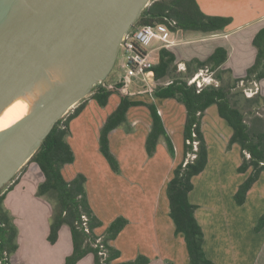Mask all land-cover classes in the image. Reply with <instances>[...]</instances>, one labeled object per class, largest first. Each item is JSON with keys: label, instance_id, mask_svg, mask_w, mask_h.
Returning a JSON list of instances; mask_svg holds the SVG:
<instances>
[{"label": "crops", "instance_id": "1", "mask_svg": "<svg viewBox=\"0 0 264 264\" xmlns=\"http://www.w3.org/2000/svg\"><path fill=\"white\" fill-rule=\"evenodd\" d=\"M198 2L207 14L231 16L232 22L224 29L200 31L202 35L195 37L187 36V32L194 30L175 31L177 40L169 49L176 53L181 65H186V61L194 58L207 59L218 46H223L229 58L219 68L231 70L235 78L245 76L256 59L253 39L264 26V0ZM258 83L264 88V79ZM127 88L131 99L157 105L174 142L175 156L170 155L164 138L160 139L155 154L148 155L146 140L153 122L151 111L146 105L132 106L127 124L113 129L109 136L111 149L121 166V173H116L100 150L99 138L108 115L121 98L113 94L104 107L88 98L85 108L70 122L67 140L75 160L63 167V175L67 180L79 173L87 177L90 205L103 222L96 229L97 234L103 235L118 216L129 220L111 241L121 252L118 261L133 260L144 254L150 258L149 264H190L185 236L176 233L170 216L167 194L174 169L184 158L186 107L180 102L184 108L182 121H173L175 111L180 108L175 98L155 97L146 91L133 93L129 84ZM203 131L209 159L205 169L193 177L194 188L189 199L198 205L196 217L205 234L206 255L217 264H264V228L255 230L264 214V171L250 188L245 203L239 205L235 193L250 170L239 172L241 147L238 143L228 147L234 130L220 116L215 104L206 110ZM44 179L39 165L33 162L4 201L19 228V248L12 256L16 264H64L73 251L68 225L62 226L56 243L49 241L53 204L49 196L37 193ZM77 264H94V255H86Z\"/></svg>", "mask_w": 264, "mask_h": 264}, {"label": "trees", "instance_id": "2", "mask_svg": "<svg viewBox=\"0 0 264 264\" xmlns=\"http://www.w3.org/2000/svg\"><path fill=\"white\" fill-rule=\"evenodd\" d=\"M232 20L231 16L207 14L198 0H153L143 11L135 26L161 24L173 31L209 32L224 29ZM253 44L257 48L255 62L248 68L245 76L234 78L233 83H225L223 75V73L232 74L231 70L219 68L229 58V52L223 46H218L205 60L194 58L186 61L185 71L179 70L176 53L163 47L159 50L158 62L149 70L156 80H167L166 84L156 86L152 94L155 97L175 98L186 107L184 158L174 169V175L167 186V194L170 201V216L175 222L176 233H183L185 236L190 264H217L206 255L205 234L196 217L198 205L189 199V194L194 188L193 177L205 169L209 159L208 144L203 131V117L210 106L217 105L220 116L233 127L234 132L228 147L231 148L234 143H238L241 147L242 162L238 167L239 172L250 170L248 178L235 193V200L239 205L245 203L250 188L264 171V129L252 128L246 120L244 103L233 96L236 94L233 89L237 88L240 82L247 85L264 79V26L256 33ZM200 69L217 72V77L214 78L218 85H206L199 89L196 83H190V78ZM127 86L125 77L115 82L105 79L55 124L41 147L28 161L36 162L45 176L38 186V195L49 196L53 203L49 241L57 242L63 225H68L71 229L73 251L66 257L64 264H77L90 253L94 255V264L150 263V258L144 254H139L133 260L118 261L121 252L111 244V241L117 237L129 220L124 216H118L110 223L103 235L97 234L96 229L102 226L103 222L90 205L86 187L87 177L79 173L72 180H67L63 175V167L75 160V153L67 140L71 133L70 122L85 108L88 98L97 100L103 107L107 105L113 94H118L121 98L115 110L108 115L99 138L100 150L113 171L121 173V166L118 157L111 149L110 133L113 129L127 124L128 110L136 105L148 106L153 119L146 140L148 155L152 157L155 154L160 139L164 138L170 155L175 156L174 142L166 130L157 105L154 102L131 99ZM257 96L264 102V95L257 94ZM18 181L19 178H14L0 189V264H16L12 261V256L19 248V229L5 207L4 201L9 190ZM263 228L264 214L259 218L255 230L259 232Z\"/></svg>", "mask_w": 264, "mask_h": 264}, {"label": "water", "instance_id": "3", "mask_svg": "<svg viewBox=\"0 0 264 264\" xmlns=\"http://www.w3.org/2000/svg\"><path fill=\"white\" fill-rule=\"evenodd\" d=\"M153 0H0V111L48 67L71 74L0 132V189L41 147L55 124L108 78L122 40Z\"/></svg>", "mask_w": 264, "mask_h": 264}, {"label": "rangeland", "instance_id": "4", "mask_svg": "<svg viewBox=\"0 0 264 264\" xmlns=\"http://www.w3.org/2000/svg\"><path fill=\"white\" fill-rule=\"evenodd\" d=\"M187 33H188L187 36L190 35L189 37H191V36L195 37V36L202 35V33L200 31H196V30L189 31ZM193 45H196V44H190V46H193ZM187 46H189V45H187ZM158 50H154L152 52V56L151 57H152L154 63H156L158 61V58H159V51ZM126 59L127 58H126V55L124 54V51H121L119 53L117 62L115 64V67L113 68L112 72L110 73V75L107 78L108 81L115 82L118 79H120L121 77H125L127 83L130 85V88L132 89L133 93H140V91H143V92L146 91V92L150 93V92H152V90L156 86L167 83V80H163V81L156 80L153 77V75L151 74L150 71H148V73L146 75V78H144L143 76H128L127 75L128 67L126 65ZM178 67H179V70H181V71H185L186 70V65H181V63L179 61H178ZM210 73H211L210 71L209 72L205 71L204 72V76L207 79L210 78L211 75H213V77H217V72H212V74H210ZM223 75H224V78H225L224 79L225 83L226 82L233 83L235 77H233V75L231 73H223ZM233 91L236 92V94L233 95L234 98L235 99H240L245 105V109H246V112H247V116H246L247 122L250 123V125L252 126V128L254 130H262V129H264V102H263L262 98H260V97L258 98V96H257V94H259L261 96L264 95V88H262L259 83L257 85L256 82L249 83L247 85H245L244 82H240L238 84L237 88L233 89ZM246 98L252 99V100L251 101H246L245 100ZM177 105L180 108L175 111L176 117H175V119L173 121H182V118H183V115H184L183 114L184 108L183 107L181 108V103L180 102H177ZM211 115L212 114H210L209 119H210ZM32 163L33 162H27L26 165L23 166L21 168V170L17 173L15 178H19L20 176H22L23 173L29 169V167H30V165H32ZM51 221H52V215L49 218V223L50 224H51ZM43 223H45V219H44ZM59 237H60V233H59ZM65 240L66 239H65V237L63 235L62 241L65 242Z\"/></svg>", "mask_w": 264, "mask_h": 264}, {"label": "built area", "instance_id": "5", "mask_svg": "<svg viewBox=\"0 0 264 264\" xmlns=\"http://www.w3.org/2000/svg\"><path fill=\"white\" fill-rule=\"evenodd\" d=\"M176 40L175 31L165 25L145 24L134 26L125 34L120 49V52L124 51L127 58V75L146 78L148 71L156 64L151 57L152 52L163 47L170 48L175 44ZM205 71L209 72L208 69H200L190 78L189 82L196 83L199 89L206 85H218L213 75L208 79L204 76ZM84 219H86L85 216Z\"/></svg>", "mask_w": 264, "mask_h": 264}, {"label": "bare ground", "instance_id": "6", "mask_svg": "<svg viewBox=\"0 0 264 264\" xmlns=\"http://www.w3.org/2000/svg\"><path fill=\"white\" fill-rule=\"evenodd\" d=\"M71 74L69 61L48 67L47 72L0 111V132L29 114L42 97Z\"/></svg>", "mask_w": 264, "mask_h": 264}]
</instances>
